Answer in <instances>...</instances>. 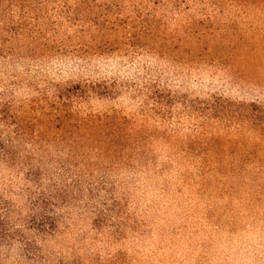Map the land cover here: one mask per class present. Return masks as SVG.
I'll return each mask as SVG.
<instances>
[{
    "label": "rangeland",
    "instance_id": "1",
    "mask_svg": "<svg viewBox=\"0 0 264 264\" xmlns=\"http://www.w3.org/2000/svg\"><path fill=\"white\" fill-rule=\"evenodd\" d=\"M142 1L0 0L1 147L30 150L31 138L44 131L67 152L70 147L62 141L59 145V137L82 133L66 122V111L72 108L81 117L105 116L115 124L97 135L132 128L150 137L148 147L165 171L162 176L154 169L132 176L109 174L112 187H117L113 200L121 203L125 216L137 218L139 233L131 228L117 233L109 226L94 229L97 215L76 203L57 209L61 222L53 236L25 232L38 241L35 263L25 256L23 244L0 239V264H264V200H259L264 181L250 196L236 191V196L247 199L244 207L236 200L219 206L207 183L204 192L191 186L199 175L193 164L201 158L182 156L184 149L196 154L210 148L215 134L234 136L221 143L227 154L243 147L245 140L249 144L255 140L249 126L239 129L234 121L225 125L227 113L221 119L208 108L226 103L264 113V0H175L167 6ZM139 6L151 13L148 19L157 21V28L136 41L157 51L148 45L137 53L126 47L107 49L115 30H107L109 35L103 38L98 28L113 17L118 32L124 31L123 23L130 12L135 11L134 17L140 14ZM76 9L97 26L83 29L70 20ZM118 11L123 15L114 17ZM88 47L93 48L90 53L85 52ZM84 89L97 93L83 103L74 100L62 113L51 108L59 102L60 92ZM49 120L55 122L45 127ZM21 133L28 144L17 138ZM197 134L207 136L199 140ZM40 142L44 146L45 141ZM124 144L130 145L118 142V149ZM15 158L0 160V198L22 208L10 216L19 229L34 213L29 202L38 186L24 179ZM183 163L191 167L186 178L180 175ZM213 212L215 221L223 212H233L238 224L230 226L221 218L224 225L218 230L207 219Z\"/></svg>",
    "mask_w": 264,
    "mask_h": 264
},
{
    "label": "trees",
    "instance_id": "2",
    "mask_svg": "<svg viewBox=\"0 0 264 264\" xmlns=\"http://www.w3.org/2000/svg\"><path fill=\"white\" fill-rule=\"evenodd\" d=\"M173 2L175 3V0H157L154 3L155 5L167 6ZM142 3L143 5L146 4V0H143ZM77 10L74 18L68 16L70 20L76 21V24L78 23L77 25L83 27V29L86 26L91 29L97 26L93 21H88L87 14L81 13V9L80 13ZM136 10L140 14L134 17L135 11L132 12L133 14L130 12L128 20L132 21L128 25H126L128 20L123 23L125 24V30L122 32H118L115 28L116 19L113 20V17H108L104 25L98 28L103 38L109 35L107 30H115V34H113L115 35V40L107 49L119 50L126 47L127 52L134 50L137 53L147 50L149 46L150 51H157V48L140 42V39L136 41L137 37L155 33L157 28V21L148 19L151 13L143 11L140 6ZM123 13L118 11L113 16L118 18ZM138 20L139 22H137ZM235 48L237 49V47ZM87 49L88 51L85 52L90 53L93 48L88 47ZM96 49H98L96 51H99L100 48ZM95 93H97L96 90L91 91L89 89L81 90L79 93L68 90L60 92L57 96L59 102H54L51 108H53L55 113H62L66 111L65 108L69 106V103L74 102V100L80 103L86 102ZM104 93L101 92L100 95H104ZM231 107V105L226 103H218L209 107L208 110L213 114L220 115V118L226 112L227 118L222 120L225 125L234 121L239 129L249 126L257 135L255 140L250 144L245 140L243 147L241 146L235 153L227 154L226 148H223L221 143L223 140L228 141V138L232 140L234 136H230L229 133L223 135L215 134L212 137L211 142L213 145L210 148L196 154H194V151L184 149L182 150V156L183 158H192L193 156L201 158L198 164H193L194 170L199 175H196L193 180L196 183L191 184V186L198 187L199 192H204V189H206L204 184L206 185L207 183L208 189H211L213 195L217 197L219 206L223 205L220 202L225 203L228 200L232 202L236 200L241 207H244L248 203L246 202L247 199L236 196V191L239 190L238 194H241V196H250L255 194L253 187L264 181V154L261 155V152H264V113L263 111L252 113L248 110ZM66 114L67 118L65 119L68 125L74 126L82 133L84 132V134L79 133L63 139L59 137V145L62 142H67V146L70 147L67 152L60 150V146L54 144L56 143L55 141L51 142L44 131L31 138L33 147L30 150L24 148L14 152L9 150V148H6V150L0 145V160H14L17 157L19 159L18 163L21 165L20 172L24 174V179L28 182H35L38 186L35 196L29 202L31 212L34 213L22 220L23 227L19 229L18 223L12 221L10 216L12 212H21L22 208H17L12 202L0 198V239H8L10 242L15 240L23 244L25 256L33 263L37 260L36 251L40 250V248L37 247L38 241L36 237L27 238L25 232L31 230L35 232V236H42L43 238L53 236L58 231L61 222V216L57 214V209L74 206L76 203H84L85 210L97 215L93 223L94 229L100 230L104 226H109L110 228H116L115 231L117 233H121L125 228H131L133 233H139V230H137L139 226L137 218H134L135 221H133L131 217L125 216L121 203L113 200L117 187H112L113 184L109 180L111 179L109 174L113 172H121L122 174L125 172L128 173L127 176H132L141 172V170L154 169L156 170L155 175L162 176L165 172L163 168H160V164L156 162L151 148L148 147L150 137H142L137 130L132 128H123L122 130L116 128L112 129L111 134L106 136L101 133L97 135L96 133L103 131L104 128H115V124L109 122L105 116H94L86 113L85 116L81 117L79 113L72 111V108L67 110ZM124 120L126 122V119ZM55 121H58V118ZM55 121L49 120L44 125L49 127L48 125ZM122 124L124 125L125 123ZM85 132L88 134H85ZM18 135L17 138L23 145L30 142L24 133ZM202 136L207 135L197 134L196 139L200 140ZM41 140L45 141L44 146H42ZM122 141L130 145L126 146L124 144L125 146H121L118 149V142ZM106 143L109 147H106ZM94 144L98 145L94 146ZM77 146L81 147L79 151L76 150ZM187 164L179 165L183 172L180 175L185 178L191 168ZM92 167L93 171L90 173L89 171ZM95 173L98 174L96 180H94L96 177ZM61 179L65 183L60 182L59 180ZM45 183H49L48 189L44 188ZM84 184H86L85 188L82 187ZM83 192H88L89 197L84 198L82 196ZM263 198L264 192H259V200L263 201ZM109 199L112 202H108ZM250 205L251 203H249ZM213 213L207 219L218 230L222 229L224 225L221 224V218H226L230 226L238 224V221L232 215L233 212H223L221 217H219V222L213 220L216 219V212Z\"/></svg>",
    "mask_w": 264,
    "mask_h": 264
}]
</instances>
